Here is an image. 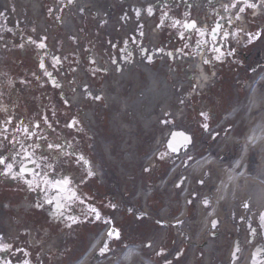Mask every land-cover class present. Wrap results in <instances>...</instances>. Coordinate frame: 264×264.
Here are the masks:
<instances>
[{
    "label": "rangeland",
    "instance_id": "1",
    "mask_svg": "<svg viewBox=\"0 0 264 264\" xmlns=\"http://www.w3.org/2000/svg\"><path fill=\"white\" fill-rule=\"evenodd\" d=\"M156 1L157 0H130L129 2L131 3L129 4H132L133 7L129 6V4L126 5V0H111L109 8L108 4L107 7L106 4H104V8L101 9L103 15L98 14L101 16L100 18L104 17L105 19H98L97 22L100 24V28L95 29V34L104 39L103 45L108 51L111 50V46L116 50L113 54L110 53V58H114V55L117 60L119 59L120 52L118 50L123 42L120 40L121 36H118V34L124 30L127 32L132 31V34L136 36V33L138 32L136 27L138 26V21H134L133 19L140 18L142 13L147 16L146 9L150 8V6L152 9V6ZM199 1L201 0L196 1L197 5L199 4ZM255 2V7L261 11V15L257 18H250L248 16L250 13L249 6L240 5L241 10L239 13L241 15L243 14L246 21H239L237 24L232 23L230 27H224V34H227V41H224L222 44L226 46L223 49V52H216V54L218 58L220 56H225L226 60L225 63L221 61V65L224 68L223 70H220L218 77L213 80H216V82L208 86L204 91L197 92L193 98L189 97L191 92H189L188 88L185 92L177 90V94L175 92V97L178 103L176 110H178L179 113L175 112L174 118H168V122L167 120H161L160 123H156L152 128V131L148 132L144 143L148 145V150H151V156L155 155L157 152H161L165 161L164 164L158 166L154 164L156 156H153L151 180H154L157 176L164 177L170 169L169 163L174 161L172 163L173 165L181 158L178 157V154L170 153L165 147L172 131H182L191 137V143L182 148H187L185 153L190 155V157H193L194 154L206 151L211 152L212 150H215L217 154L220 153L224 147L223 144L226 135H228L233 129L236 134L235 137L242 135L244 127L240 126V114L234 120L229 119L226 121V118L232 113V111H236L239 106L243 105L247 92L245 89V82L253 80L262 68L261 64L264 60V27H262L264 24V0H261V2L255 0ZM239 4V2L233 3L232 8H227V14H225V11L222 9L219 11L220 15L228 18L230 22V17L234 12L232 9L234 10ZM36 5L40 13H42L40 16L42 21L40 27L39 18L37 16L34 17L35 15H33L31 10L26 7L24 1L21 0L19 4H16L15 0H0V52L3 54V56L0 57V68H5L4 63L6 60L25 62L33 61L35 65H38V63L43 64L41 74L46 75L47 84L51 87V98L58 100L59 106L61 107L58 108L66 111L68 110L67 107L61 100V102L59 101L60 97L57 88H54L50 84V76L57 77V80L61 81L62 77H66L69 72L76 69L77 64L82 65L85 68L90 67V69H93L91 68L92 64L88 62V59L86 58L85 48L82 49L79 56H62L60 62L61 67L53 66L56 60L52 55L57 51H52V54H49L44 58L41 57L44 53L43 49L40 47L38 50L36 43L41 41L40 31L45 28L42 26V23L45 21L47 11L50 9V4L48 3V0H36ZM86 13L88 15L90 14V12ZM170 14L171 17L166 15V9H163L160 12H155L154 17L158 18L156 22H158L157 24L161 29L156 30L155 28H152V33L154 32L155 36L153 39V48L163 51L171 48L179 51V48L181 47L183 55L191 53V44L193 43L185 42V39L181 36L184 34V30H182V22H179V16L184 17V15H179L177 10ZM128 15L132 18L131 20H127L126 17ZM238 15H234V17L236 18ZM119 16H121V19L117 20ZM172 17L173 19L170 20ZM161 18L165 19L160 21ZM142 23L144 24V22ZM150 23L153 25L151 20ZM17 25L22 30V33L18 31L16 27ZM56 25L58 26V23ZM116 25H121L120 28L117 27V29H120L119 32L115 27ZM89 31H92V28L84 33L87 35V32ZM190 36L191 40H195L196 36H199V34H197L196 31H193ZM56 37L57 36L53 37V34L50 33L48 43H50L51 39ZM126 37L127 43H132L130 35H126ZM27 38L33 40L32 45L28 44ZM17 44H20L19 48L22 50L25 46L23 52L17 48ZM188 44L190 47H187ZM149 52L150 51H147L146 54L149 55ZM159 55L163 57V63L166 64V54L162 53ZM174 57H176V54ZM109 62L111 63L112 61ZM171 66H174L179 74L183 71L180 68V64L176 63V60L169 63L168 66L162 65L164 69ZM157 69L158 67L155 70ZM181 76L182 79H179L178 81L187 83V78L183 75ZM99 79H101V77H99ZM0 83L3 84V79H0ZM63 88L64 87L62 86V89ZM140 89H142V84ZM2 97H4L5 100L6 98H16V94L10 93L9 90H6V93L4 94L0 88V98ZM102 102L103 100H100L101 104ZM112 113H116V111H113ZM68 114L75 116L74 113ZM107 119L108 123H110L109 116ZM72 120L73 119H71V122ZM79 120L78 117L75 119L74 128L76 131L85 134L86 129L84 126H81ZM68 122H70L69 118L66 119L65 125ZM103 122L105 126L106 121L103 120ZM236 125H238V127ZM163 126H167V128L163 129ZM109 127H111L110 124ZM86 131L89 133V137H91V131ZM109 134H111V132H109ZM140 134L141 133L138 132L137 138H131L133 142H135V144L131 142V145L134 146L138 144L139 152L141 150V144H143L140 139L142 137ZM113 136L116 146L118 142L117 135ZM119 136L120 139L122 136L120 134ZM132 137H135L134 134H132ZM238 149H235V151L233 150L235 157L236 152L239 151ZM193 159L194 157L192 160ZM221 161L225 162L226 160ZM181 177L182 175L177 176L176 182H173L172 184H177ZM209 180L210 179L207 176L202 177L201 180H195L194 184L198 185V187L197 189L195 188V191L193 192L196 194L191 197V202L187 205L185 218L179 223L176 222V220L179 219L178 208H175L176 210L173 212L170 211V215H173L171 219L169 216L168 218H164L160 215L161 207L171 206L167 199L170 196V192H168L169 188L164 192L155 189L150 212H144L143 210V213L137 210L131 211L130 214L120 212L119 219L117 218L118 221L120 220L119 226L113 229L111 235H109L104 242V249H107L105 252L106 254L104 253L103 256L98 257H104L111 253V255L118 259V254L121 251L119 249L123 250L129 244H137L138 249L143 253V256L151 257L155 264H229L227 262L229 256L238 257L242 255L244 248L240 245L245 241L248 244L245 250L248 249V257L250 260L251 253L255 247L259 245L264 249V214L251 213L241 220H234L232 222V229L234 232L227 236H221L220 233H217L216 231L208 232L207 237H210L211 241L215 243L213 247L214 251L217 254H221V256L213 261L206 260L203 253L195 254L196 246L191 245L190 243L193 232L191 224L196 218V198L199 194L203 193L204 190H202L203 186L201 181L207 183ZM0 189H6V187L3 184H0ZM173 191H171V193ZM175 199L178 200L177 197H175ZM177 204L178 203H175V206ZM1 205L4 206L3 210L6 212L10 211L11 213L19 214L18 209H11L4 204L3 200L0 198V206ZM8 218H11V216L8 215ZM123 219H126L125 222H123ZM211 224L216 227L218 225V220H211ZM53 228L56 229L55 226ZM36 232L40 235L41 230L38 231L35 229V233ZM50 232H53L52 225H50L48 229L49 239L51 240L52 235H50ZM182 232L184 233V236L182 235ZM44 234L43 231L41 235ZM41 238L37 237V240H41ZM45 238L46 237H43L42 240L45 241ZM54 241L56 247L61 246L59 241ZM65 242L71 244L70 241L65 240ZM84 244L85 241L76 242L74 249L69 253L70 256L45 255L44 253H46V251L41 250L40 256H21L18 262L22 264H65L66 262L79 258V256L76 255L82 249ZM40 246L42 247L43 244H40ZM203 246L204 245H202V248ZM56 247L52 248L53 252ZM37 250V248L34 249V252L37 253ZM235 260L236 258L232 264H236ZM249 260L247 264H249ZM242 262L243 259L240 260L239 264H242ZM120 263L122 264L121 261L119 264Z\"/></svg>",
    "mask_w": 264,
    "mask_h": 264
},
{
    "label": "bare ground",
    "instance_id": "2",
    "mask_svg": "<svg viewBox=\"0 0 264 264\" xmlns=\"http://www.w3.org/2000/svg\"><path fill=\"white\" fill-rule=\"evenodd\" d=\"M20 1L15 0L16 4H19ZM22 1H24L26 7L31 10L33 15L40 18L36 0ZM51 1L54 2L52 6L56 8L58 6V3L56 4L57 0ZM228 2L229 0H220L222 5ZM98 3H100L99 0H73L72 7H69L67 2L62 0V8L49 13L45 20V28L40 31L46 37L50 33L57 36L51 39L49 44H46L45 37L41 36L43 41L38 44L40 46L43 45L41 47L43 51L52 52L55 43H58L57 52L53 55L55 60H60L62 55H77L79 53L77 45H88L89 42H93V46L100 50L102 39L95 34V31H92V34H88L86 37L80 33L81 28L84 27V22H92L91 27L94 29L100 28V25L95 21L93 22L92 18L81 13L89 10L94 12L97 10ZM254 11L257 13L260 10L254 9ZM59 17L62 18L60 28L54 22ZM79 18L83 21L82 26L77 23ZM137 20L139 19L134 21ZM16 27L21 33L20 27L18 25ZM137 27L143 28L141 23ZM129 34V32H123L120 33V36ZM148 34L142 39L144 38L145 44L152 46L153 36L149 38ZM199 59H192L190 67L202 68L203 66L200 64ZM100 60L102 61L103 59ZM135 61L126 64L124 69L110 71L109 81L103 84L114 87L111 99L119 106V113L114 120L118 129L127 136L136 131L146 138L148 132L152 131L156 123L168 118H174L175 112L179 113L176 110L178 103L175 95L177 90L185 92L188 85L186 82L178 81L182 79V76L177 69L169 68L167 70L161 66L162 57L157 56L150 63H147L145 57L140 63ZM154 61L157 63V70L154 69ZM180 67L182 66L180 65ZM91 73L88 72V74ZM139 77L142 78V89L137 90L135 87L140 83ZM209 79H212V77L202 70L196 74L198 90H203L206 87L205 83ZM73 80L80 83V89L73 90L71 98L72 102L78 104L86 94L82 91L91 83L78 69L74 72ZM124 82L132 85L126 96H123L120 88ZM192 84L194 83L192 82ZM239 114L240 126L244 127L241 141L235 140V132L229 133L224 139V149L222 148L220 153L217 154L215 150H212L210 155L198 162H194L195 159L192 160L193 157L183 151L179 154L183 158V165L172 168L168 174L169 179L167 178V181H162L159 184V187L164 189L174 178L182 175L180 181L174 187H169V190L167 188L168 192L174 190L177 193L179 203L176 208H178V215L181 217L185 209V203H189L191 197L196 194L193 192L198 187V185L194 184L195 180H201L204 176L210 179L207 183L201 181L202 190H204L196 198V218L191 224L193 232L192 240L190 241L191 245L196 246L195 254L203 253L205 259L210 261L218 258L221 254H217L214 251L215 243L211 241L210 237H207L208 232L216 231L221 236H227L234 232L232 229L234 220H241L251 213L264 214V71L254 81L249 97L244 101L243 105L239 106L228 117L226 116V121L229 119L234 120ZM90 115V111L86 110L84 112L85 120H89ZM113 129L117 131V128ZM235 149L239 150L236 152V157L234 156L235 153L233 154ZM127 152L129 153V148H127ZM124 159L129 161L127 153ZM221 160L226 161L223 162ZM187 164L189 166L185 169ZM141 196L142 198L144 197L143 195ZM162 216L165 218L164 214ZM213 219L218 220L216 227L211 224ZM181 221V218L176 220L177 223ZM182 235L184 236L183 232ZM100 244L101 237H98V239L94 240L91 250H95ZM202 245H204L203 248ZM247 245L245 241L240 245L244 249L242 255L237 257L236 264H239L241 259H243L242 264H247L249 259L248 249L245 250ZM142 255L138 249H128L127 254L123 257L124 262L122 261V264H134L140 260L139 256L142 257ZM142 262V264H149L146 260H142ZM227 262L232 264V256L228 257Z\"/></svg>",
    "mask_w": 264,
    "mask_h": 264
},
{
    "label": "flooded vegetation",
    "instance_id": "3",
    "mask_svg": "<svg viewBox=\"0 0 264 264\" xmlns=\"http://www.w3.org/2000/svg\"><path fill=\"white\" fill-rule=\"evenodd\" d=\"M0 74L6 81L5 90L27 93V97L12 99L11 103L0 100V124L6 125L0 136V158L4 160L0 164V184L6 189H0V198L11 209L19 210L20 220L32 224L44 219L40 212L45 219L58 213L59 218L50 221L53 226L58 221L56 234L75 242L85 241L119 209L121 184L128 185L127 195L147 188L149 168L145 172L134 153L132 162L122 166L127 178L120 181L122 161L113 137L106 150L101 145L99 130L112 109L101 104L100 98L92 108L91 137L76 131L69 122L65 125L72 115L64 113L59 114L54 129L38 134L30 128L31 124L35 126L34 116L39 108L47 113L51 106L45 93L38 94V68L30 61H15L4 71L0 68ZM38 96L43 98L41 105ZM61 134L65 140L62 151L57 144ZM40 142L47 145L45 149L33 147ZM8 165L12 166L10 171Z\"/></svg>",
    "mask_w": 264,
    "mask_h": 264
},
{
    "label": "snow or ice",
    "instance_id": "4",
    "mask_svg": "<svg viewBox=\"0 0 264 264\" xmlns=\"http://www.w3.org/2000/svg\"><path fill=\"white\" fill-rule=\"evenodd\" d=\"M249 7H253V5H249ZM41 47H43V45H41ZM206 127V126H205ZM51 147V146H50ZM4 163V160H3V158H0V164H3ZM11 165H8V169H9V171L11 170ZM90 175H91V173H89ZM65 184L67 183L66 181L64 182ZM57 186H59V185H57ZM93 211H95V210H93ZM110 235H111V233H110Z\"/></svg>",
    "mask_w": 264,
    "mask_h": 264
}]
</instances>
